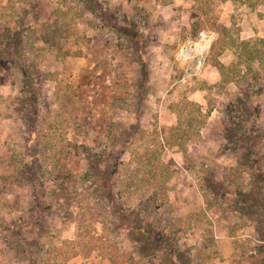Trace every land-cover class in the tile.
<instances>
[{"label":"rangeland","instance_id":"obj_1","mask_svg":"<svg viewBox=\"0 0 264 264\" xmlns=\"http://www.w3.org/2000/svg\"><path fill=\"white\" fill-rule=\"evenodd\" d=\"M0 264H264V0H0Z\"/></svg>","mask_w":264,"mask_h":264},{"label":"built area","instance_id":"obj_2","mask_svg":"<svg viewBox=\"0 0 264 264\" xmlns=\"http://www.w3.org/2000/svg\"><path fill=\"white\" fill-rule=\"evenodd\" d=\"M210 38L211 36L207 32H202L201 33V40L199 43L196 44L197 48L199 49L198 51L202 53L204 50L210 47ZM207 43V45H206Z\"/></svg>","mask_w":264,"mask_h":264},{"label":"trees","instance_id":"obj_3","mask_svg":"<svg viewBox=\"0 0 264 264\" xmlns=\"http://www.w3.org/2000/svg\"><path fill=\"white\" fill-rule=\"evenodd\" d=\"M172 249V248H171ZM172 257L175 259L177 257V250L172 249Z\"/></svg>","mask_w":264,"mask_h":264}]
</instances>
